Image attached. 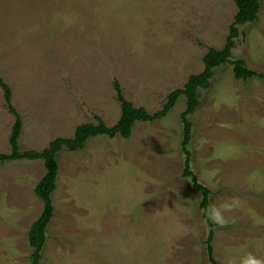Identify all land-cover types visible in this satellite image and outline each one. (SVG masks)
<instances>
[{
  "label": "rangeland",
  "instance_id": "1",
  "mask_svg": "<svg viewBox=\"0 0 264 264\" xmlns=\"http://www.w3.org/2000/svg\"><path fill=\"white\" fill-rule=\"evenodd\" d=\"M235 13L232 0H0V76L9 85L12 104L22 119L19 151L40 150L55 137H71L76 125L94 123V116L107 125L115 123L120 106L114 80L134 106L149 112L160 109L169 91L203 70L202 58L209 47L223 48ZM236 27L239 32L229 60L242 58L248 67L264 72V0H260L255 23ZM198 95L200 106L189 117L193 123L190 168L213 192L209 206L220 207L225 218L235 220L224 227L215 225L214 257L218 264H240L248 254L264 261V80L236 79L228 62L213 68L210 86L200 89ZM184 108L185 97L180 95L163 118L136 122L128 138L99 135L75 151L98 147L100 153L113 157V161L99 158L85 176L79 171L71 174L84 181L78 185L81 193L97 186L88 178L90 171L107 173L111 165L120 170L112 190L104 181L100 184H106L105 194L92 191L89 201L95 210L91 220L99 219L96 207L101 201L107 206L112 201L125 204L131 200L135 190L128 187L136 183L129 182L128 152H124L140 147L151 124L158 132L154 143L160 145L158 140L166 139V150L180 162V177H172L169 183L184 179L179 119ZM13 120L0 91V152H10ZM146 147L152 152L161 150L150 143ZM65 152L59 151L58 163ZM85 159L80 160L82 167L88 165ZM44 173L40 159L0 162V264H30L26 235L13 234L15 225L7 219L18 217L22 226L16 227L28 229L39 216L42 202L34 187ZM62 175L59 180L58 170L54 193L58 201L63 199ZM195 193L194 214L185 220L189 226L182 238L171 242L169 260L175 264H207L203 245L207 227L197 207L199 194ZM28 206L36 210L27 214ZM61 209L54 212L56 216L46 229L48 251L45 255L41 252L39 264H99V228L80 232L88 244L85 251L54 260L51 238L61 234L59 242L68 245L69 251L79 240L66 221L69 213ZM132 227L119 224L111 231V239L124 247L130 235H137ZM68 232L76 238H64L62 233ZM147 235L144 233V238ZM130 243L133 251L145 253V242Z\"/></svg>",
  "mask_w": 264,
  "mask_h": 264
},
{
  "label": "crops",
  "instance_id": "2",
  "mask_svg": "<svg viewBox=\"0 0 264 264\" xmlns=\"http://www.w3.org/2000/svg\"><path fill=\"white\" fill-rule=\"evenodd\" d=\"M159 126V128L162 129V125ZM149 127V130L145 131L144 135L141 137L140 147L129 148L128 151L124 152H128L126 174L129 175V182L132 183L134 181L136 183L128 187V190H135L132 191L131 200L129 199V202L127 200L125 204L112 201L107 206L102 204L101 201L99 207H96L99 212L97 215L99 219L95 218L91 220L95 208H93V204L89 201L90 195L95 189L99 190V194H105L107 192L105 188L106 184H100L104 181L109 183L108 186H110L112 190L114 178L117 179V182L119 180V175L114 177L116 173H119V168H114L111 165L108 167L107 173H103L100 169L99 172L96 171L97 169L90 171L88 174L90 176H88V178L92 179L97 186L94 189L90 186L89 190L86 192L88 193L87 195H85L86 193H81L78 187V185L84 183V181L80 182L76 180L71 177V174L75 171H79L85 176V173L91 168H95L94 164L99 161V158L106 159V161L112 160V155L100 153V148L97 147L94 150L85 149L83 152L67 151L62 159L60 157V163H58L59 180L61 179V174H65L64 176L62 175V180L65 179L62 194L63 199L58 201L54 198V193L59 183L58 180L55 190L51 194V197L54 198V202L52 203L51 199V203L52 206L54 205V212L57 211L59 207H62L63 209L61 210L69 213L66 221L68 220V226L71 227L70 229L77 233L79 240L77 239V245H74L72 250L69 251L70 248L68 245L59 242L58 236L61 234H56L55 236L57 238L55 239L51 238V242L55 243L53 253L55 261L70 252L72 256L75 252L85 251V246H88V244L83 237L79 235L80 232L99 228V264H140L139 262L144 263L152 258L154 261L150 264H175L169 260V256L171 255L170 248L172 247L171 242L173 239H180L184 236V228L189 226L185 220L188 218V215L192 216V214H194L193 204L195 203L197 194L189 187L184 179L180 178V183H169L172 177L180 175V162L176 160V156H172V153L166 150L165 144H168L166 139L163 138V140H158L160 145L154 143L156 141L155 136L158 132L153 130L157 128L152 126V124ZM160 132H162V130ZM98 137L99 135L91 137L89 140ZM149 143L152 147H155V149L156 146H158L161 150L156 149L153 152L148 151L146 145ZM118 157H120V155H118ZM82 158L87 159L88 165L82 167L80 163ZM128 198H130V194ZM26 208L27 214L29 211L32 212L36 210V208L34 210L30 208V210L29 206ZM79 213H81V215L77 217ZM74 215L75 217H73ZM55 216L56 214L53 215L50 223L54 220L53 218ZM7 220L15 225V227L13 226V234L23 232L26 235L29 246L27 233L34 220L31 222L28 229L16 227L18 225L22 226L20 224V218L18 217L17 219ZM50 223L47 228L50 226ZM119 224L123 226L132 225L133 227L131 229L137 233L134 238L130 235L131 239L125 243L124 247L117 240H113L110 237L112 235L111 231L118 229ZM66 228L67 227H65V229ZM144 233L148 234L145 238ZM62 235L65 236L64 238L67 236L70 240L71 238H76L73 237L70 232L67 234L62 233ZM131 240H141L145 242L143 248V252L145 253L141 254L137 250L133 251V244L130 243ZM11 242L13 243L14 240L12 239ZM6 243L9 246L10 242L7 241ZM8 250L10 251L11 249ZM47 251L45 245L42 254L45 255Z\"/></svg>",
  "mask_w": 264,
  "mask_h": 264
},
{
  "label": "trees",
  "instance_id": "3",
  "mask_svg": "<svg viewBox=\"0 0 264 264\" xmlns=\"http://www.w3.org/2000/svg\"><path fill=\"white\" fill-rule=\"evenodd\" d=\"M236 6L234 21L229 27V33L226 37L222 49L209 47L202 58L203 70L196 74H191L186 82L178 88H174L166 94L165 100L160 109L149 112L143 106H134L132 102L126 99L122 93L120 83L113 81V88L116 99L120 106V115L115 123L107 125L99 116H94L95 122H84L75 126L71 137H55L48 141L47 145L40 150L19 151L18 139L22 130V119L16 108L12 104V92L9 85L0 76V91L3 97V103L6 110L13 116L14 120L11 126L8 143L9 153L0 152V162L12 160H36L43 162L45 169L44 175L36 183L34 193L42 202V209L39 216L32 222L28 233V242L31 247L30 264H39L41 252L45 245L47 234L46 229L54 215V209L51 203V194L55 190L58 161L57 156L60 150L78 151L85 147L88 139L98 135L114 137L119 135L128 138L133 125L138 122H150L163 118L174 106L180 95L185 97V108L180 113L179 119L182 124V136L180 140V154L182 157L181 176L188 182L189 186L199 194L197 204L201 219L204 221L207 230L203 245L207 264H218L214 257L213 240L215 224L207 219L205 210L209 207V198L213 193L206 185L201 183L196 174L190 168L189 144L191 140L193 123L189 119L200 106L198 91L207 89L210 86V80L213 76V68L224 65L228 62L232 65V73L236 79L246 81L250 78L264 80V72H259L248 67L242 58L230 61L231 50L235 45L234 39L238 35L237 25L255 23L258 19L260 0H232ZM220 190H216L219 193Z\"/></svg>",
  "mask_w": 264,
  "mask_h": 264
},
{
  "label": "clouds",
  "instance_id": "4",
  "mask_svg": "<svg viewBox=\"0 0 264 264\" xmlns=\"http://www.w3.org/2000/svg\"><path fill=\"white\" fill-rule=\"evenodd\" d=\"M205 215L208 220H210L213 224L219 227H224L227 224L235 223L234 219L225 218L221 208L214 205L209 206L205 210ZM240 264H264V261L259 260L258 258L252 256L251 254H248L241 259Z\"/></svg>",
  "mask_w": 264,
  "mask_h": 264
}]
</instances>
